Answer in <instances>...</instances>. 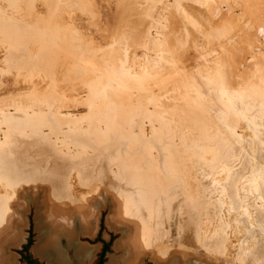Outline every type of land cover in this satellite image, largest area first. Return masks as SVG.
<instances>
[{"label": "rangeland", "instance_id": "1", "mask_svg": "<svg viewBox=\"0 0 264 264\" xmlns=\"http://www.w3.org/2000/svg\"><path fill=\"white\" fill-rule=\"evenodd\" d=\"M206 73L235 92L264 76V0H0V243L7 245V263L52 261L49 252L39 251L54 227L42 180L51 182L52 174L62 171L80 208L69 204L71 226L57 232L59 244L64 236L72 238L65 249L68 264H264L263 114L223 115L227 124H219L220 134L236 144L225 146L202 145L171 130L156 136L157 125L136 112L122 115L123 124L100 118L101 112L114 115L131 104L164 113L181 103L182 93L197 89ZM119 75L127 77V85L119 83ZM163 118L167 123L169 117ZM170 119L172 127L188 124ZM125 122L135 125L131 136L142 135L133 141L146 148L134 153L126 141L127 153L106 150L97 153L107 162H82L102 144L111 147V136L98 131ZM144 142L157 146L148 149ZM195 145L208 151L196 153ZM232 153L227 165L223 158ZM163 155L173 158L165 161ZM110 168L128 172L132 188L113 181ZM90 178L98 179L96 186L88 184ZM103 183H112L109 193ZM135 192L146 196L151 209L157 207L150 220L137 205L125 210L127 193ZM74 248L84 254L77 256Z\"/></svg>", "mask_w": 264, "mask_h": 264}, {"label": "bare ground", "instance_id": "2", "mask_svg": "<svg viewBox=\"0 0 264 264\" xmlns=\"http://www.w3.org/2000/svg\"><path fill=\"white\" fill-rule=\"evenodd\" d=\"M20 1V0H19ZM2 5H3V3H2ZM122 11V10H121ZM4 18V17H3ZM11 19V18H10ZM1 22H2V20H1ZM6 22V21H5ZM3 23V22H2ZM13 29V28H12ZM168 44V43H167ZM170 49V48H169ZM167 50V49H166ZM165 50V51H166ZM170 51H172V50H170ZM178 52V51H177ZM168 53V52H167ZM120 54V53H119ZM164 54V53H163ZM166 54V53H165ZM169 54H170V52H169ZM178 54H180L179 52H178ZM158 55V54H157ZM166 56V55H165ZM171 57V56H170ZM179 57V56H178ZM173 59V58H172ZM164 61V60H163ZM169 62H170V60H168ZM161 62V61H160ZM221 62H223L222 60H221ZM162 63V62H161ZM170 64V63H169ZM257 64V63H256ZM120 65V64H119ZM118 65V67H120ZM223 65V64H222ZM260 65V64H259ZM151 66H153V65H151ZM150 66V67H151ZM213 66V65H212ZM257 66H258V64H257ZM116 67V66H115ZM211 71V70H210ZM216 71H218V69L217 70H215L214 72H215V74H216ZM221 71H223V69L221 70ZM201 74V73H200ZM199 74V75H200ZM223 74H224V72H223ZM145 75V74H144ZM202 75V74H201ZM206 75H209L208 73H206ZM143 76V75H142ZM227 76V75H226ZM226 76H225V74H224V76L223 77H225L226 78ZM201 77V76H200ZM200 77H199V79L198 80H200ZM222 77V78H223ZM119 83H121L122 81H123V83H124V81H125V79L127 80V77L125 78V79H123V76L122 75H119ZM128 78H129V76H128ZM131 78H132V76H131ZM130 78V79H131ZM135 78H136V76H135ZM136 80L134 79V82H135ZM89 83V82H88ZM122 84V83H121ZM124 84H126V83H124ZM123 84V85H124ZM197 84H199V86H197L196 85V87H197V89L195 88V87H193L191 90L193 91H191V93L189 94V95H185V93L183 94H181V96H179V99H178V101L180 100L181 101V103L180 104H176V105H169V108H168V110L167 111H165L164 113H161V112H158L157 110L156 111H153V112H151V113H148V112H146V111H144L143 112V108H142V106H140L138 109H135L134 107H132V104L131 105H127V106H125L123 109H130V110H119V111H117V113L116 114H114V115H112V114H109L108 112H101L102 114H100V115H103V116H100V118H102V119H105L106 121H108L107 119L108 118H113L114 120L116 119V121L118 122V124H123V118H122V115H126L127 113H130V112H136V115H141V117H144V115L146 116V118L148 119V122H150V123H155V125H157V128L154 130V131H152V132H155V134L156 133H158V134H160V132H163V133H167V130H171L172 132L174 131V132H176V133H178L179 134V136H182V137H184V138H187V139H196V140H198V141H211V142H217V143H222L223 145H224V143H227V145H228V143L231 145V144H233V145H236L235 144V142H233V140H232V138L230 137V136H228V137H224L222 134H220V131H222V129L220 130V128H219V124H221L222 122H223V124H225L224 123V119H226L225 117L226 116H229V112L230 113H232V114H237V115H242V114H245V113H247V112H250V116L252 115V116H261V114H263L264 115V76H262V77H260L259 79H257V81H255V83H253V85H251L250 83V86L248 85V86H244L243 88H241V90H238L237 92H235V90H231V89H229L227 86H225L224 84H223V82H222V79H221V77H217V78H213L212 76H207L206 78H203V79H201L200 80V82H198ZM245 83H243V85H244ZM123 85H122V88H123ZM127 85V84H126ZM139 85V84H138ZM230 85V84H229ZM137 88H139L138 86H136ZM242 87V86H241ZM124 88H125V85H124ZM123 88V89H124ZM133 89H134V87H133ZM136 89V88H135ZM135 90H133V92H134ZM139 91V90H138ZM137 91V92H138ZM126 92H127V90H126ZM130 92V91H129ZM186 92V91H185ZM174 93H175V91H174ZM132 95V94H131ZM165 95H163V97H164ZM132 97V96H131ZM206 97V98H205ZM209 99V100H212L211 102H214L213 104L212 103H209L207 100H205V99ZM153 99H155V98H153ZM161 99V98H160ZM164 99V98H163ZM151 100V99H150ZM169 100V99H168ZM162 101V100H161ZM173 101V100H172ZM177 101V102H178ZM148 102H152V100L151 101H148ZM160 102V101H159ZM176 101H174V103H175ZM153 103H154V105H155V101H153ZM173 103V102H172ZM171 103V104H172ZM163 104V103H162ZM165 104H166V101H165ZM216 106H215V105ZM171 112H174L173 114H172V116H170V114L169 113H171ZM225 114H227L226 116H223V115H225ZM163 116L164 117H169V120L167 121V123H164V118H163ZM243 116V115H242ZM170 117H172V118H177L178 120H183V121H186V122H188V126L184 123V122H180V123H177L176 122V124L172 127L171 125H172V122H171V119H170ZM122 118V119H121ZM210 118H212V121L210 120ZM228 118V117H227ZM122 120V121H118V120ZM229 119H230V117H229ZM211 121V122H210ZM232 121H233V119H232ZM210 122V123H209ZM230 122V121H229ZM235 122H236V119H235ZM110 123V122H109ZM117 124V125H118ZM125 124V126L124 125H121V128H117V125L116 124H112V125H107V128H106V131H98L100 134H105V133H108L110 136H111V140H109L110 142H111V147H107V146H105V145H101V146H103V147H100L99 148V150H97L96 151V153H94L93 155H89L88 153H85V155L84 156H86V157H84V159L85 158H87V159H85L84 161H82V162H85V161H92V162H94V164H97V162H99V161H101V162H107L104 158L105 157H102L101 155H99L97 152H101V151H106V150H113V149H115L113 152H115L116 150L118 151V152H120V153H127V152H129V151H127V148H126V141H130L129 143H130V146H134V148H136V149H134V150H130V151H132V152H136L137 150H138V148L139 147H142L140 144H138L139 143V141H138V143L137 142H134L135 140L133 139L134 137H132V136H139L138 134H141V133H137V135L135 134V135H132L131 136V133H130V131H131V129L132 130H134V127H135V125H130V127L128 128L127 126H128V123H124ZM222 124V125H223ZM227 124V123H226ZM226 124L225 125H223V126H225L226 127ZM230 124V123H229ZM235 124V123H234ZM242 125V124H241ZM236 126V125H235ZM235 126H234V128H235ZM122 127H124L125 128V130H126V132L124 133V134H122V133H120L122 130H123V128ZM167 127L169 128V129H167ZM221 127V126H220ZM232 127V126H231ZM229 128H230V125H229ZM233 128V129H234ZM177 129H183V130H181V131H179V130H177ZM232 129V128H231ZM159 131V132H158ZM139 132V131H138ZM151 132V133H152ZM209 132H211V134L210 135H212V136H209L208 135V133ZM130 134V135H129ZM158 134H156V136L158 135ZM162 134V133H161ZM161 134H160V136H161ZM169 134H171V133H169L168 132V135ZM173 134H175V133H172V135ZM142 135V134H141ZM162 135H164V134H162ZM166 135V134H165ZM175 136V135H174ZM132 137V138H131ZM168 137V136H167ZM173 137V136H172ZM171 137V138H172ZM178 137V136H177ZM168 138H170V137H168ZM179 138V137H178ZM166 139V138H165ZM82 140V139H81ZM134 140V141H133ZM169 140V139H168ZM171 140H173V139H171ZM186 140V139H185ZM82 141H84V139L82 140ZM81 141V142H82ZM88 141V140H87ZM150 141V140H149ZM158 141V140H157ZM157 141H155V142H157ZM170 141V140H169ZM174 141V140H173ZM191 141V140H190ZM189 140L187 141L188 143L190 142ZM194 141V140H193ZM79 142V141H78ZM91 142V141H90ZM90 142L88 143L89 145H87L88 146V148H95L96 147V145L95 144H93V145H91L90 144ZM145 142H147L148 143V141H145ZM144 142V143H145ZM154 142V143H155ZM159 142V141H158ZM157 142V143H158ZM164 142H165V140H164ZM80 143V142H79ZM84 143H85V141H84ZM141 144L143 143V142H140ZM147 143H145V144H147ZM149 143H151V142H149ZM153 143V144H154ZM170 143H173L172 141L170 142ZM169 142L167 143V144H170ZM180 143V142H179ZM191 143V142H190ZM189 143V144H190ZM195 143H197V141L195 142ZM195 143H191V144H195ZM200 143V142H199ZM210 143V142H209ZM150 144V145H152V147H154V145H156V144ZM161 144V143H160ZM175 144H176V142H175ZM214 144V143H213ZM78 145V144H77ZM140 145V146H139ZM163 145V144H162ZM165 145V144H164ZM199 145H201V144H199ZM202 145H203V142H202ZM206 145V144H205ZM221 145V144H220ZM222 145V146H223ZM157 146V145H156ZM155 146V147H156ZM196 146V145H195ZM198 146V145H197ZM196 146V147H197ZM211 146H212V143H211ZM225 146V145H224ZM145 147V146H144ZM144 147H142V148H144ZM147 147H148V149H149V147L150 146H148V144H147ZM152 147H150V148H152ZM167 147V146H166ZM177 147V146H176ZM179 147H180V145H179ZM179 147H178V149H179ZM189 147V146H188ZM191 147H193V146H191ZM214 147H216L215 146V144H214ZM217 147H218V145H217ZM221 147V146H220ZM79 148V147H78ZM146 148V147H145ZM157 148V147H156ZM165 148V147H164ZM182 149H183V147H181ZM219 148V147H218ZM218 148L215 150L216 151V153H217V150H218ZM237 148V147H236ZM236 148H234L236 151H239V150H237ZM154 149V148H153ZM167 148H165V150H166ZM184 149H186V147L184 148ZM190 149V148H189ZM194 149V148H193ZM192 149V150H193ZM200 149V148H199ZM205 148H203L202 147V149H200L201 151L202 150H204ZM211 149H212V147H211ZM211 149H209V150H211ZM222 149L223 148H220V150H221V152H223L222 151ZM142 150V149H141ZM155 150V149H154ZM158 150V149H157ZM165 150H163V152L165 151ZM168 150V149H167ZM180 150V149H179ZM197 150H198V147L196 148V153H197ZM200 150H198V151H200ZM206 150V149H205ZM212 150H214V149H212ZM212 150L210 151V152H212ZM144 151V150H143ZM147 151H149V150H147ZM159 152H161V150L159 149L158 150ZM181 151V150H180ZM195 151V150H194ZM193 151V152H194ZM201 151H200V153H201ZM206 151H208V150H206ZM56 151H54L53 153H55ZM108 152V151H107ZM106 152V153H107ZM145 152V151H144ZM150 152V151H149ZM149 152H147V154L149 153ZM190 152V151H189ZM188 152V153H189ZM214 152V151H213ZM213 152L211 153L212 155H213ZM138 153V152H137ZM158 153V152H157ZM182 154H186V152L185 153H183V152H181ZM195 153V154H196ZM199 153V152H198ZM203 153V152H202ZM215 152H214V154H216ZM235 153V152H234ZM56 154V153H55ZM54 154V155H55ZM76 154V153H75ZM140 154H141V151H140ZM143 154H145V156L147 155L146 153H143ZM150 154H152V153H150ZM160 154H162V153H160ZM159 153L158 154H155V155H160ZM164 154H165V152H164ZM175 154V153H174ZM181 154V155H182ZM194 154V155H195ZM207 154V153H206ZM205 154V155H206ZM222 154V153H221ZM220 154V155H221ZM225 154H226V152H225ZM57 155V154H56ZM55 155V156H56ZM59 155V154H58ZM102 155H103V153H102ZM106 155V154H105ZM123 155V154H122ZM198 155V154H197ZM223 155V154H222ZM227 155V154H226ZM225 155V156H226ZM229 155V154H228ZM108 156V155H107ZM110 156H111V154H110ZM148 156V155H147ZM166 156V155H165ZM164 155H163V157H165ZM167 156H168V153H167ZM204 156V155H203ZM202 156V157H203ZM210 156V155H209ZM215 156H217V155H215ZM214 155L212 156V157H215ZM224 156V157H225ZM232 157L233 156V153H232V155L230 154L229 155V157ZM56 157H59V156H56ZM60 157H62V156H60ZM59 157V158H60ZM73 157H75V155L73 156ZM112 157V156H111ZM113 157H115V156H113ZM112 157V158H113ZM123 157V156H122ZM157 157V156H156ZM162 157V156H161ZM159 158V161H161V160H163L164 158ZM173 158V156H170L169 155V157H167V158ZM182 158L183 157H185L186 158V156H181ZM189 157H191V156H189ZM189 157H187V158H189ZM194 157H196V156H194ZM211 157V156H210ZM218 157H219V155H218ZM223 157V156H222ZM222 157H220V158H222ZM227 157V156H226ZM228 158V159H225V158H223V160H226L225 162H226V164H227V161L229 160V159H232V158ZM63 158V157H62ZM166 157H165V161H166V159H167ZM210 159V158H207L206 156L205 157H203V159ZM113 159H116V158H113ZM149 159V158H148ZM152 159V158H151ZM191 159V158H190ZM189 159V160H190ZM193 159H195V158H193ZM200 159H201V161H202V158L200 157ZM118 160H119V158H118ZM172 160V159H171ZM187 160V159H186ZM189 160L187 161V162H189ZM196 160V161H195ZM194 160V162H196L197 163V161L199 160V158L197 159V157H196V159ZM213 160H214V158H213ZM4 161V160H3ZM79 161V160H78ZM78 161H77V163H78ZM81 161V160H80ZM110 161V160H109ZM112 161H114V160H112ZM146 161H148V160H146ZM158 161V162H159ZM211 161V160H210ZM215 161V160H214ZM222 161V160H221ZM232 161V160H231ZM6 162V161H5ZM4 162V163H5ZM168 162V161H167ZM194 162H192L193 164H194ZM203 162L205 163V160H203ZM203 162H202V164H203ZM208 162V161H207ZM216 162V161H215ZM214 162V163H215ZM3 163V162H2ZM113 163V162H112ZM117 163V162H116ZM164 163V162H163ZM166 163V162H165ZM190 163H191V161H190ZM196 163L194 164V165H196ZM210 163H212V162H210ZM209 163V164H210ZM230 163V162H229ZM144 164V163H143ZM167 164V163H166ZM174 164V163H173ZM198 164V163H197ZM217 164V163H216ZM222 164V163H221ZM220 164V165H221ZM1 165V164H0ZM193 165V166H194ZM207 165V164H206ZM214 165V164H213ZM228 165V164H227ZM231 165V164H230ZM80 166V165H79ZM79 166H77V167H79ZM123 166V165H122ZM210 166V165H209ZM212 166V165H211ZM210 166V167H211ZM215 166V165H214ZM226 166V165H225ZM7 167V166H6ZM59 167V166H58ZM126 167V166H125ZM208 167V166H207ZM216 167V166H215ZM219 167V166H218ZM3 168V167H2ZM18 168V167H17ZM96 168H98V167H96ZM109 168V167H108ZM112 168V167H111ZM106 169L107 171H108V173L111 175V179L113 180V181H116L117 183H119V184H123V185H125V186H127L128 188H132V186H133V184H132V182H131V180H130V174H126V173H128V172H126V173H122L120 170H118V168H117V170L115 171H113L112 169L114 168H112V169ZM115 168H116V166H115ZM212 168V167H211ZM231 168V167H230ZM4 169H5V167H4ZM20 169V168H19ZM58 169V168H57ZM60 169V168H59ZM124 169V168H123ZM213 169V168H212ZM218 169V168H217ZM223 169H225V168H223ZM227 169V168H226ZM76 170V169H75ZM232 170V169H231ZM230 170V171H231ZM3 171V170H2ZM55 171V170H54ZM213 171V170H212ZM214 171H216V169L214 170ZM225 171H227V170H225ZM234 171V170H233ZM236 171V170H235ZM5 172V174H6V171H4ZM79 172V171H78ZM88 172V171H87ZM2 173V172H1ZM219 173V172H218ZM3 174V173H2ZM211 174V172L209 173V175ZM213 174V173H212ZM214 174H215V172H214ZM217 174V173H216ZM219 174H221V173H219ZM219 174H217L218 175V177H219ZM223 174H224V170H223ZM227 174H228V172H227ZM237 174V173H236ZM6 175H8L7 177H10V174H6ZM11 175H13V174H11ZM49 175V174H48ZM130 175V176H129ZM142 175V174H141ZM222 175V174H221ZM225 175V174H224ZM0 176H2V175H0ZM16 176V175H15ZM70 176V175H69ZM3 177V176H2ZM1 177V178H2ZM19 177V176H18ZM215 177H216V175H215ZM223 177V176H222ZM225 177H226V175H225ZM225 177H223V178H225ZM20 178H22V177H20ZM20 178H18V179H20ZM50 178H52V181L51 182H49L48 181V179L47 180H42L43 181V184H45L47 187H46V190H47V194L45 195V197H44V201L47 203V204H45L46 206V208H47V206L49 207V208H47L48 209V215L50 216V221L52 222V224L54 225V227H53V230L51 231V232H49V235H48V239L47 240H49L48 241V243H43V244H41L42 246H40L39 247V251H44V252H49V255L51 256V258H52V261H51V259H50V261H51V264H68V260H66V253H65V249H69L70 247H72V243H70V241L72 240V238H70V237H62V238H60L61 240H64V244L62 245L61 243L59 244V236L57 235L58 233H62V232H65V231H63L66 227H69V225H70V222H69V220H70V218L72 217L71 215H73V213L74 212H72V213H70V212H66V210L67 209H69V204L70 205H72L73 206V208L75 209H77V211H78V209H80L78 206H76V205H74V203H76V202H78V199L76 198H74L73 196H72V192H69V190H68V186L66 187L65 185H64V183H63V181H62V179L64 178V181H65V176L63 177V173H62V171H57V172H54V174H52V176L50 177ZM146 178H148V177H146ZM82 179V178H81ZM3 181H4V178L2 179ZM50 180V179H49ZM217 180V179H216ZM227 180V179H226ZM5 181H7V180H5ZM14 181V180H13ZM16 181V180H15ZM87 181H88V184L90 183V182H95V185L94 186H96V182L98 183L99 181H98V179L96 180V178H90V179H87ZM2 182V181H1ZM101 182V181H100ZM79 183V182H78ZM102 183V182H101ZM68 184V183H67ZM104 185H105V190H106V192L107 193H109L110 192V187L109 186H113L112 185V183L111 184H108V183H103ZM10 185L12 186V183H10ZM169 185V184H168ZM239 184L237 183V186H238ZM1 186H2V184H1ZM4 186V185H3ZM2 186V187H3ZM7 186H9V185H7ZM6 186V187H7ZM10 186V187H11ZM16 186V185H15ZM139 186H140V184H139ZM152 186V185H151ZM177 186V185H176ZM2 187H0V189L2 188ZM78 187V186H77ZM135 187V186H134ZM143 187H145V186H143ZM147 187H149L148 185H147ZM90 188H92V187H90ZM115 189L117 188V187H114ZM114 188H112L111 187V189H114ZM142 188V187H141ZM149 188H151V187H149ZM233 188V187H232ZM7 189H9V188H7ZM88 189V188H87ZM124 189V188H123ZM138 189V188H137ZM153 189V188H152ZM2 190H6V189H2ZM136 189L134 188V191H135ZM139 190H140V188H139ZM142 190V189H141ZM150 190V189H149ZM162 190V189H161ZM175 190V189H174ZM180 190V189H179ZM178 190V191H179ZM145 191V190H144ZM144 191H143V193H144ZM6 192V191H5ZM127 192H129L130 193V191H127ZM132 192V191H131ZM154 192V191H153ZM163 192V191H162ZM176 192H177V188H176ZM8 193V192H7ZM86 193V192H85ZM85 193H83V195H85ZM113 193H115V192H113ZM122 193V192H121ZM124 193H126L125 191H124ZM134 193V192H133ZM133 193L132 194H129L128 195V193H127V196H126V200H125V204H124V207H125V210H128L129 209V207L131 208V209H134V208H132V206L133 205H137L138 206V208H143L144 210L143 211H145V220L146 219H148V220H150V218H151V216H152V218H153V209L155 208H153V209H151V206H150V202L148 203L147 201H149V200H147L146 201V196L145 197H143V195L141 196V194L142 193H140L139 192V196H138V194H136V192H135V194L133 195ZM145 194H146V191H145ZM159 194H160V189H159ZM165 194V193H164ZM177 194H179L180 195V191H179V193H177ZM10 195V193L8 194V196ZM80 195V194H79ZM115 195H117V194H114V196ZM147 195H149V191H148V194ZM238 195V194H237ZM1 196V195H0ZM11 197L13 196V195H10ZM9 196V197H10ZM81 196V195H80ZM118 196V195H117ZM151 196V195H150ZM153 196V195H152ZM161 196V195H160ZM239 196V195H238ZM8 197V198H9ZM82 197V196H81ZM80 197V198H81ZM84 197V196H83ZM128 197V198H127ZM156 197V196H155ZM181 197V196H180ZM145 198V199H144ZM154 198V197H153ZM157 198V197H156ZM162 198H163V196H162ZM149 199V198H148ZM51 200H53V201H57L58 203H57V205H53V201L51 202ZM123 200V199H122ZM151 200H152V198H151ZM157 200V199H156ZM156 200H154L152 203H154L155 204V201ZM159 200V199H158ZM161 200V199H160ZM80 201V200H79ZM163 201V200H162ZM184 201V200H183ZM2 202V201H1ZM157 202V201H156ZM55 203V202H54ZM66 203V204H65ZM123 203V202H122ZM162 203V202H161ZM117 204V203H116ZM163 204V203H162ZM184 204V203H183ZM157 205L159 206V204L157 203ZM156 205V206H157ZM122 206V205H121ZM161 206H164V205H161ZM160 206V207H161ZM195 206V205H194ZM193 206V207H194ZM135 207V206H134ZM153 207V206H152ZM157 208V207H156ZM155 208V209H156ZM165 208V207H164ZM163 207L161 208L162 210L161 211H163V209H164ZM171 208V207H170ZM1 209V208H0ZM137 209V208H136ZM166 209V208H165ZM62 210H65V212H66V217H63V216H61L62 215V213H63V211ZM189 210V209H188ZM142 211V212H143ZM156 212V211H155ZM164 212V211H163ZM76 213V212H75ZM156 213H159L158 211L156 212ZM2 214V213H1ZM163 214V213H162ZM166 214V213H165ZM164 214V215H165ZM183 214V213H182ZM48 215H47V218H48ZM154 215H155V213H154ZM168 215V217H170V215L169 214H167ZM163 216V215H162ZM161 216V217H162ZM181 216V215H180ZM155 217V219H156V215L154 216ZM164 217V216H163ZM173 217V216H172ZM3 218H4V220H5V217L3 216ZM158 218V217H157ZM179 218V217H178ZM0 219H1V217H0ZM161 219V218H160ZM152 220V219H151ZM154 220V219H153ZM152 220V221H153ZM161 220H163V219H161ZM168 220V219H167ZM2 221V220H1ZM144 221V220H143ZM43 222H44V220H43ZM151 222V221H150ZM50 223V222H49ZM156 221H153V224L156 226ZM146 224V223H145ZM152 224V225H153ZM1 225H3V222H0V227H1ZM147 225V224H146ZM153 225V226H154ZM166 225V224H165ZM8 226V225H7ZM71 226V225H70ZM167 226V225H166ZM3 227V226H2ZM152 226H150V228H151ZM7 228H9V227H7ZM144 228V227H143ZM145 228H146V226H145ZM145 228L143 229L144 231H145ZM189 228H192V226L190 225V227ZM2 229V228H1ZM154 229V228H153ZM3 230V229H2ZM69 231V230H68ZM5 232V231H4ZM58 232V233H57ZM2 233V232H1ZM65 233H67V232H65ZM142 233H143V231H142ZM1 235V234H0ZM3 235H5V233L3 234ZM143 237V236H142ZM141 238V237H140ZM142 239V238H141ZM3 240V239H2ZM198 241H199V239H198ZM7 245L6 244H4V243H0V264H9V263H7L8 261H10V258L6 255V252L4 251V249H5V247H6ZM73 253L74 254H76L77 256H80L81 254H84L83 252H81V250H79V249H77V248H74V250H73ZM197 256V255H196ZM81 258H84V257H81ZM50 261H49V264H50Z\"/></svg>", "mask_w": 264, "mask_h": 264}]
</instances>
